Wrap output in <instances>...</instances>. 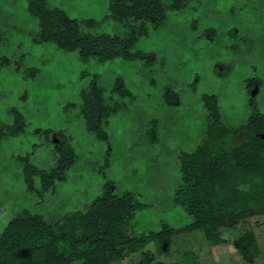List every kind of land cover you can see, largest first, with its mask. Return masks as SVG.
Returning a JSON list of instances; mask_svg holds the SVG:
<instances>
[{"label":"rangeland","instance_id":"rangeland-1","mask_svg":"<svg viewBox=\"0 0 264 264\" xmlns=\"http://www.w3.org/2000/svg\"><path fill=\"white\" fill-rule=\"evenodd\" d=\"M111 1L47 3L71 19L95 22L85 28L92 35L125 37L128 28L109 18ZM38 33L27 0H0V126L14 125L13 110L25 122L21 134L0 140V235L22 213L47 223L83 213L103 194L105 183L115 195L131 193L146 206L131 221L133 235L158 232L163 223L173 230L189 224L174 194L181 185L179 157L194 152L206 138L204 97L216 98L221 123L232 132L246 124L252 105L264 116V0H191L179 12L168 11L160 27H149L135 42L133 51L151 59L146 63L98 62L94 56L82 60L77 51L36 42ZM117 81L127 95L113 92ZM93 82L109 104L118 106L102 126L107 141L87 128L82 115V93ZM254 88L257 93L251 95ZM167 89L176 94L169 103ZM44 131L51 132L48 139ZM56 135L73 148V164L53 190L39 193L36 181L30 191L22 160L53 169ZM241 135L228 141L236 143ZM248 230L259 248L249 263L230 244ZM221 238L229 244L212 246L201 230L182 232L172 237L167 254L152 242L112 264H138L145 251L162 264H264V214L226 227Z\"/></svg>","mask_w":264,"mask_h":264},{"label":"trees","instance_id":"trees-1","mask_svg":"<svg viewBox=\"0 0 264 264\" xmlns=\"http://www.w3.org/2000/svg\"><path fill=\"white\" fill-rule=\"evenodd\" d=\"M190 1L112 0L109 18L128 28L125 37L92 35L85 28L94 26L95 22L71 19L62 10L50 8L47 0H27V10L38 22V43H54L63 51H77L82 60L94 56L98 62L122 58L146 63L151 59L133 51L135 42L147 35L149 27H160L168 11L179 12ZM86 90L88 93H82V115L87 128L95 132L99 140L107 141L102 126L116 114L117 103L109 104L96 82ZM113 92L121 96L128 94L120 88L119 81ZM164 97L169 103L176 94L167 89ZM204 100L208 110L206 138L194 152L179 157L181 185L174 194V202L188 215L189 224L181 230H173L163 223L158 232L133 235L128 231L131 221L146 206L131 193L115 195L111 184L105 183L103 194L85 212L67 214L62 222L47 223L41 216L29 213L13 218L0 235V264H73L76 261L112 264L142 251L152 242L157 244L160 253L167 254L174 235L196 230H201L212 246L229 244L221 238L226 227L264 214V140L260 137L264 135V116L252 105L246 124L232 132L221 123L216 98L206 95ZM12 116L13 126H0V140L22 133L25 127L22 115L13 110ZM50 133L44 131L47 139ZM239 133L242 134L240 141H228ZM57 138L58 141H51L56 157L53 169L42 170L22 160L25 163L23 179L28 190H35L36 181L39 193L53 190L72 166L73 148L66 138ZM230 244L245 262H252L259 255L252 230ZM138 264L162 263L155 262L154 255L145 251Z\"/></svg>","mask_w":264,"mask_h":264},{"label":"water","instance_id":"water-1","mask_svg":"<svg viewBox=\"0 0 264 264\" xmlns=\"http://www.w3.org/2000/svg\"><path fill=\"white\" fill-rule=\"evenodd\" d=\"M256 92H257V89H256V88H254V90L252 91V95H255V94H256ZM260 137H261V139H263V140H264V135H261Z\"/></svg>","mask_w":264,"mask_h":264},{"label":"flooded vegetation","instance_id":"flooded-vegetation-1","mask_svg":"<svg viewBox=\"0 0 264 264\" xmlns=\"http://www.w3.org/2000/svg\"><path fill=\"white\" fill-rule=\"evenodd\" d=\"M256 89H257V88H256ZM253 90H254V89H253ZM253 90H252V91H253ZM252 91H251V95H252ZM256 93H257V92H256Z\"/></svg>","mask_w":264,"mask_h":264}]
</instances>
